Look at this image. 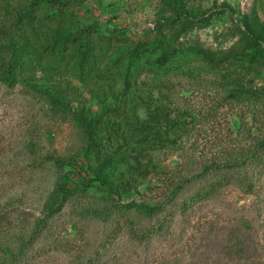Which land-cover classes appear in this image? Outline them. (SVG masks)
Returning <instances> with one entry per match:
<instances>
[{"label":"rangeland","instance_id":"1","mask_svg":"<svg viewBox=\"0 0 264 264\" xmlns=\"http://www.w3.org/2000/svg\"><path fill=\"white\" fill-rule=\"evenodd\" d=\"M259 101L264 0H0V264H264Z\"/></svg>","mask_w":264,"mask_h":264},{"label":"trees","instance_id":"2","mask_svg":"<svg viewBox=\"0 0 264 264\" xmlns=\"http://www.w3.org/2000/svg\"><path fill=\"white\" fill-rule=\"evenodd\" d=\"M201 17L195 18L196 21H199ZM173 21H166L164 24H172ZM169 54V48H165L162 55H160L159 59L161 60L163 57L165 58ZM255 94V95H254ZM262 91H257L255 93H251V96L254 97L256 100H260V95H262ZM260 102V101H259ZM260 107L264 106L263 102L258 103ZM257 107V105H256ZM259 108V107H257ZM178 148H183L180 144L177 145ZM264 149V137L258 139L257 149L261 150ZM258 155L253 157L261 162L262 152H257ZM182 156L185 158V161L181 164L179 169L174 168L167 172H161L157 175V180L159 181L158 184H154L149 186V190L154 193L155 196H158V200H152L150 202L141 201L140 203H136L133 201H128L125 203H118V206L112 205L109 209L105 211L102 215L103 218H109L114 215L115 212L121 213H129L132 210L139 211L146 215H152L153 213L161 212L165 209L166 204H170L169 208L166 209V212L173 211V200L175 199L176 195L182 190L185 183L192 180L195 177H199L202 181L206 180V162H201L197 160L195 157L187 155V153H181ZM39 164L38 160L36 159L35 165ZM55 165H62V162L55 160ZM261 164V163H260ZM200 166L201 169L196 173L188 176V173L192 167ZM39 166V165H38ZM221 180H214L207 183V186H203L190 197L189 201H194L198 198H202L204 196H208L213 193L218 187H220ZM150 199V198H149ZM165 200V202H164ZM189 202H182L179 205L180 211L184 212L188 208ZM175 209V208H174ZM123 216V215H122Z\"/></svg>","mask_w":264,"mask_h":264}]
</instances>
